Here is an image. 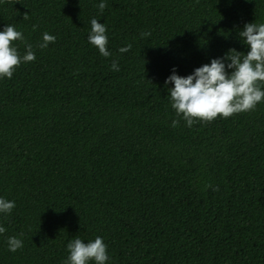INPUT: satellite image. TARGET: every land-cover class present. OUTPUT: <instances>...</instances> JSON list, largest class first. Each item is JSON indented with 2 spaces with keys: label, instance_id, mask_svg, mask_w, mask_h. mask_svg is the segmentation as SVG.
Masks as SVG:
<instances>
[{
  "label": "trees",
  "instance_id": "1",
  "mask_svg": "<svg viewBox=\"0 0 264 264\" xmlns=\"http://www.w3.org/2000/svg\"><path fill=\"white\" fill-rule=\"evenodd\" d=\"M103 2L0 0V31L36 55L0 78V198L16 204L0 264H64L69 241L97 236L106 264H264V99L188 127L165 85L246 54L239 32L264 23V0ZM93 18L109 57L88 41ZM44 32L56 40L40 49Z\"/></svg>",
  "mask_w": 264,
  "mask_h": 264
},
{
  "label": "clouds",
  "instance_id": "2",
  "mask_svg": "<svg viewBox=\"0 0 264 264\" xmlns=\"http://www.w3.org/2000/svg\"><path fill=\"white\" fill-rule=\"evenodd\" d=\"M97 7L102 14L107 4L101 0ZM33 27L35 30L36 26ZM141 36L147 38L151 33L143 32ZM239 36L250 49L246 54L234 48L229 49L223 57L212 59L209 64L196 68L186 77L177 75L174 68L165 80V85H174L168 89L171 107L177 117L186 121L188 127L199 121H213L218 116L228 118L236 113L254 110L264 99V86L257 83L264 82V23L245 24ZM17 40L25 42L26 53L22 56L12 43ZM55 40V36L44 32L43 42L38 47L45 49L49 43H55ZM88 41L98 48L103 57L111 56L107 48L106 25L98 22L96 18L91 20ZM131 48L132 45L127 44L119 51L125 53ZM35 59L33 46L25 41L23 33L17 31L14 25H6L0 31V78L11 79L21 63L34 62ZM111 69L120 70L118 61L112 62ZM178 125L179 119L173 120L172 126ZM15 207V201L0 198V213L10 214ZM5 231L0 226V234ZM7 243L9 251L13 253L23 247V240L15 236L9 237ZM67 250L69 255L64 264H90L92 261L95 264H106L109 259L107 245L99 236L87 243L77 237L67 243Z\"/></svg>",
  "mask_w": 264,
  "mask_h": 264
}]
</instances>
